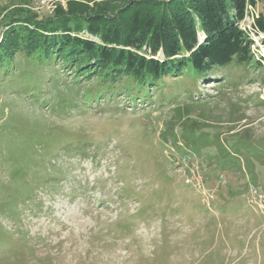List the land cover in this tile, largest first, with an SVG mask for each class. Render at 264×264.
Listing matches in <instances>:
<instances>
[{"label": "rangeland", "instance_id": "1", "mask_svg": "<svg viewBox=\"0 0 264 264\" xmlns=\"http://www.w3.org/2000/svg\"><path fill=\"white\" fill-rule=\"evenodd\" d=\"M125 1L0 0V45L13 14ZM253 3L242 28L264 15ZM12 57L0 64V264H264V213L247 204L264 194V67L143 86Z\"/></svg>", "mask_w": 264, "mask_h": 264}, {"label": "trees", "instance_id": "2", "mask_svg": "<svg viewBox=\"0 0 264 264\" xmlns=\"http://www.w3.org/2000/svg\"><path fill=\"white\" fill-rule=\"evenodd\" d=\"M248 5L253 0H128L89 15L68 9L40 20L17 13L7 23L0 64L12 63L18 51H37L40 59L75 62L76 71L91 66L104 81L125 76L143 86L186 69L202 77L233 61L261 68L264 57L257 60L251 35L264 46V15L241 28Z\"/></svg>", "mask_w": 264, "mask_h": 264}, {"label": "built area", "instance_id": "3", "mask_svg": "<svg viewBox=\"0 0 264 264\" xmlns=\"http://www.w3.org/2000/svg\"><path fill=\"white\" fill-rule=\"evenodd\" d=\"M245 18V17H244ZM244 20V19H243ZM242 20V21H243ZM242 28V27H241ZM244 28H248V27H244ZM249 190V189H248ZM252 191V193L254 194V195H257V191H255L254 189H252L251 190ZM264 195V194H263ZM263 195H261L260 196V199L259 200H257L256 198H254V197H252V196H249L248 195V200H247V204L249 205V206H253V205H257V208H258V210L261 212V213H264V205L261 203L262 202V200L264 201V196Z\"/></svg>", "mask_w": 264, "mask_h": 264}]
</instances>
